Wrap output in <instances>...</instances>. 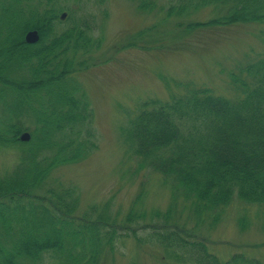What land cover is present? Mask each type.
<instances>
[{"label": "trees", "instance_id": "1", "mask_svg": "<svg viewBox=\"0 0 264 264\" xmlns=\"http://www.w3.org/2000/svg\"><path fill=\"white\" fill-rule=\"evenodd\" d=\"M88 1L0 0V155L15 151L0 172V264H103L127 232L146 254L159 249L162 264H260L241 254L222 258L175 216L191 202L187 220H200L198 232L203 220L212 226L227 218L234 200L264 205V54L230 71L229 93L181 84L166 101L142 103L122 130L141 165L173 182L180 207L176 200L145 215L132 205L124 217L97 204L83 209L78 188L59 174L93 146L92 112L75 74L85 68L80 56L101 44ZM170 1L166 16L200 7L215 12L204 22L180 23L182 31L264 27V0ZM154 2L140 0L138 9L150 12ZM149 28L134 32L131 45L143 49L137 43ZM31 29L39 33L36 44L24 40ZM25 131L31 138L22 143ZM145 227L151 230L138 236Z\"/></svg>", "mask_w": 264, "mask_h": 264}, {"label": "rangeland", "instance_id": "2", "mask_svg": "<svg viewBox=\"0 0 264 264\" xmlns=\"http://www.w3.org/2000/svg\"><path fill=\"white\" fill-rule=\"evenodd\" d=\"M139 1L86 2V13L92 15L101 40L98 49L80 56L85 59V68L79 74L92 112L88 126L93 136L87 140L91 139L93 146L59 170L60 175L67 176L65 181L78 188L83 209L90 203L97 204L107 207V211L118 210L124 213L123 217L132 205H136V212L147 215L151 210H167L176 200L178 207L182 204V198L175 200L178 194L174 192L173 182L169 184L165 178L142 167L131 151L130 142L125 140L122 130L133 117L130 118L132 108L142 100L166 101L173 90L183 91L184 83L207 86L219 94L229 93L233 88L230 71L257 54H264V27L233 24L182 31L180 23L204 22L214 17L215 12L200 7L182 15L166 16L165 8L170 6V0H154L155 8L150 12L139 10ZM148 26L137 43L145 47L132 46L131 35ZM14 155V150L0 155V172L13 164ZM190 204L187 202L183 213L175 216L177 226L189 232L193 227L196 237L212 242L211 250L222 258L228 251L239 252L245 259L264 264V205L236 200L224 210L227 218L212 226H208L210 221L203 220L206 228L196 232L200 220L195 223V219L185 218L191 210ZM131 228L136 229V225ZM128 233L117 243L116 255L106 258L103 264L166 262L160 261L156 254L153 257L146 254L147 246L142 252L135 244L134 235ZM145 233L137 231L138 236Z\"/></svg>", "mask_w": 264, "mask_h": 264}, {"label": "water", "instance_id": "3", "mask_svg": "<svg viewBox=\"0 0 264 264\" xmlns=\"http://www.w3.org/2000/svg\"><path fill=\"white\" fill-rule=\"evenodd\" d=\"M64 17H65V14H62L61 18H64ZM38 39H39V36H38L37 31H30V32H28V33L26 34V36H25V40H26V42H28V43H34V42L38 41ZM29 138H30V136H29L28 133H23V134L20 136V139H21L22 141H27V140H29Z\"/></svg>", "mask_w": 264, "mask_h": 264}]
</instances>
